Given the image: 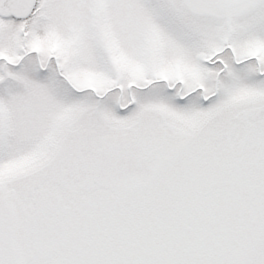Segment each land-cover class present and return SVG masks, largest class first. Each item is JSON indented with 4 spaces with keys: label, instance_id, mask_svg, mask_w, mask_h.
I'll return each mask as SVG.
<instances>
[{
    "label": "snow or ice",
    "instance_id": "snow-or-ice-1",
    "mask_svg": "<svg viewBox=\"0 0 264 264\" xmlns=\"http://www.w3.org/2000/svg\"><path fill=\"white\" fill-rule=\"evenodd\" d=\"M0 264H264V0H0Z\"/></svg>",
    "mask_w": 264,
    "mask_h": 264
}]
</instances>
